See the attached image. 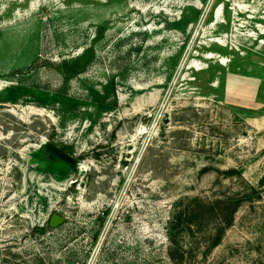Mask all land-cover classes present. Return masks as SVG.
I'll use <instances>...</instances> for the list:
<instances>
[{"label": "rangeland", "instance_id": "obj_1", "mask_svg": "<svg viewBox=\"0 0 264 264\" xmlns=\"http://www.w3.org/2000/svg\"><path fill=\"white\" fill-rule=\"evenodd\" d=\"M263 178L264 0H0V264H264Z\"/></svg>", "mask_w": 264, "mask_h": 264}, {"label": "trees", "instance_id": "obj_2", "mask_svg": "<svg viewBox=\"0 0 264 264\" xmlns=\"http://www.w3.org/2000/svg\"><path fill=\"white\" fill-rule=\"evenodd\" d=\"M70 73V72H68ZM69 77L67 76L66 79ZM26 90L23 89V87H16L10 89V99L13 101H16L18 95L22 92H25ZM234 172H237L242 176V172L238 171L235 168H229L226 170V173L228 175H233ZM264 182V178L261 180V184ZM251 191L247 193H238L235 197L228 196L225 199L219 200L217 202V206H213L212 210H216L217 208L220 209V211L216 212V215L218 213H224L227 214L226 220L225 218H221V221H225L227 223V226H230L233 223V220L235 218V213L237 212L238 208L246 201H252L253 197H251V194H254L256 197H261V191L255 186H250ZM213 204V202H209V205ZM211 211V210H210ZM202 213V212H200ZM198 210L195 208H191V206L187 208H179L177 209L175 215L173 216L172 224L170 227L169 234L172 236V233H178L180 231H183L184 229H188L189 231H192V226L195 224V217H198L199 214ZM220 216V214L218 215ZM173 242H175V238H171ZM219 237L217 238L215 244L219 241ZM186 254L184 252H176L171 254V258L174 261V264H189L188 260L186 258Z\"/></svg>", "mask_w": 264, "mask_h": 264}, {"label": "water", "instance_id": "obj_3", "mask_svg": "<svg viewBox=\"0 0 264 264\" xmlns=\"http://www.w3.org/2000/svg\"><path fill=\"white\" fill-rule=\"evenodd\" d=\"M57 153L63 157V158H66V159H69L71 160L70 157H68L64 152L62 151H57ZM65 220V216L61 215V214H58V213H53L49 219V223L51 226H59L61 223H63Z\"/></svg>", "mask_w": 264, "mask_h": 264}]
</instances>
